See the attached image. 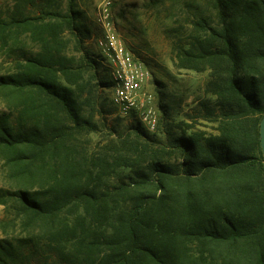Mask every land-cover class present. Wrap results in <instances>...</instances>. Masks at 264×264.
Instances as JSON below:
<instances>
[{"label":"trees","instance_id":"1","mask_svg":"<svg viewBox=\"0 0 264 264\" xmlns=\"http://www.w3.org/2000/svg\"><path fill=\"white\" fill-rule=\"evenodd\" d=\"M209 3L173 60L210 72L214 102L118 132L77 0H9L0 264H264V0Z\"/></svg>","mask_w":264,"mask_h":264},{"label":"rangeland","instance_id":"2","mask_svg":"<svg viewBox=\"0 0 264 264\" xmlns=\"http://www.w3.org/2000/svg\"><path fill=\"white\" fill-rule=\"evenodd\" d=\"M108 1L111 14L109 18L118 36L133 51L134 57L151 71L148 87L155 95L159 124L163 120L162 130L166 128L165 125L187 119V112L194 114L202 109L203 103L208 99L214 102V96L206 90L210 72L178 68L173 60L176 54L175 42L180 38L187 40L194 20L204 15H211L216 19V10L211 7L209 0H77L79 7L86 13L92 30L87 44L100 55L102 50L98 40L102 38L104 30L97 21V14L99 7ZM8 2L9 0H0V13L5 11ZM104 62L107 65L105 59ZM4 67H7V62L1 57L0 73L4 72ZM111 90L112 88L105 92L109 97V125H117V131L121 132L133 123H141L135 116H123L120 113L118 105L112 99ZM5 106L0 99V112ZM142 125L149 132L158 129L150 130ZM160 136H164V133ZM10 215L11 211L0 204V219H7ZM0 238H4L1 229Z\"/></svg>","mask_w":264,"mask_h":264},{"label":"built area","instance_id":"3","mask_svg":"<svg viewBox=\"0 0 264 264\" xmlns=\"http://www.w3.org/2000/svg\"><path fill=\"white\" fill-rule=\"evenodd\" d=\"M109 1L99 7L97 21L104 30L99 44L110 68L112 99L123 116H135L150 130L159 125L155 95L148 87L150 69L133 55V51L120 39L110 20Z\"/></svg>","mask_w":264,"mask_h":264},{"label":"water","instance_id":"4","mask_svg":"<svg viewBox=\"0 0 264 264\" xmlns=\"http://www.w3.org/2000/svg\"><path fill=\"white\" fill-rule=\"evenodd\" d=\"M260 141H261V146H262V152L264 155V115H263L262 120H261Z\"/></svg>","mask_w":264,"mask_h":264}]
</instances>
